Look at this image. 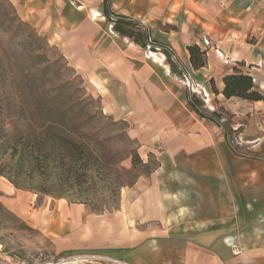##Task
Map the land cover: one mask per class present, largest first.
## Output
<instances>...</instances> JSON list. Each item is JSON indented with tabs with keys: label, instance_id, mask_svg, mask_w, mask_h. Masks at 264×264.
Returning a JSON list of instances; mask_svg holds the SVG:
<instances>
[{
	"label": "rangeland",
	"instance_id": "rangeland-1",
	"mask_svg": "<svg viewBox=\"0 0 264 264\" xmlns=\"http://www.w3.org/2000/svg\"><path fill=\"white\" fill-rule=\"evenodd\" d=\"M195 1L199 8H193L205 23L203 29L210 33L198 38L207 57L206 68L200 73L168 45H157L165 43L167 35L178 40L177 31L190 0L159 1L158 24L152 31L143 30L156 43L145 40L142 49L115 34L102 13L97 18L100 35L95 36L98 48L92 57L107 52L112 58L121 48L136 76L157 75L161 81L164 74L168 79L165 85L178 100L172 111L159 114L164 125L155 129L146 117L130 110L116 81L111 82L114 95L96 87L97 82L89 83L67 60L52 30L67 13L77 19L74 12L80 7L90 14L103 6L114 21L126 5L116 0H0V183L10 184L12 178L30 190H16L10 184L16 190L13 196L0 191V263L107 264L104 259L111 258L110 251L121 242L120 230L135 231L128 215L119 214L121 201H126L128 190L138 179L144 182L154 175L168 153L164 138L179 142L177 153H184L191 144L213 147L223 138L235 157L264 161V153L252 147L257 139L264 145V109L237 99H221L207 88L209 76L216 88L221 76L235 69L252 76L264 94V64L255 61L263 53L258 47L262 36L249 35L247 44L253 46L252 52L247 46H238L244 54L233 67L225 66L231 51L230 32H261L264 0ZM148 4L135 9L147 11ZM171 9H176L174 16L167 14ZM109 42L110 49L104 48ZM223 51L222 60L217 53ZM151 52L163 55L162 64L168 65L170 60L176 71L165 73L147 58ZM90 69L92 76H106L104 66L90 65ZM188 104H194L202 117ZM40 111L49 117H41ZM50 123L54 127L49 133L59 135L64 146L60 151L55 148L54 162L43 164L32 174L26 165L16 167L20 155L37 154L38 145L30 143L31 136ZM65 149L71 160L65 158ZM133 151L140 162L132 168L128 155ZM189 162L182 157L176 168L186 169ZM170 164L175 167L174 161ZM0 190H4L2 185Z\"/></svg>",
	"mask_w": 264,
	"mask_h": 264
},
{
	"label": "crops",
	"instance_id": "crops-1",
	"mask_svg": "<svg viewBox=\"0 0 264 264\" xmlns=\"http://www.w3.org/2000/svg\"><path fill=\"white\" fill-rule=\"evenodd\" d=\"M159 1L116 0L118 4L126 5L118 16L138 25L137 21H142L149 28L140 26L142 30L152 31L159 21ZM190 1L191 6L184 10L181 28L177 31L180 35L178 40L166 34L165 43H157L162 46L166 44L180 53L188 64L189 53L186 48L192 45L199 47L201 41L198 38L210 36L203 29L205 23L193 8H199V5L195 0ZM146 3H150L149 10L140 12L135 9ZM171 11L167 14L174 16L176 9ZM101 13L113 30L112 23L105 17L107 11L103 6L102 9L90 10V14L80 7L74 12L77 19L67 13L52 25L53 33L59 39L67 60L89 83L97 82L96 87L100 86L105 93L114 95L111 82L116 81L118 92L124 95L130 110L146 117L153 128L161 129L164 124L159 114L172 111L178 100L165 85H168V79L164 74L161 81L157 75L136 76L121 48L112 58L107 56V52L101 57H92L98 48L95 46V36L100 35L97 18ZM166 21L167 24L171 23ZM261 23L259 33L245 34L238 29L230 32L231 51L228 57L232 59L231 63L223 57L225 51L217 53L220 59L226 60L225 66L233 67L244 54L243 51L239 53L238 46L242 49L247 46V50L252 52L254 48L250 47L253 46L247 44L249 35L262 36L258 47L263 49V53L254 60L264 64V13ZM247 25L251 26V22ZM123 38L141 48L131 39ZM103 47L110 49V42ZM147 55L148 59L153 60L152 63L163 67L165 73L169 72V64L161 63L163 55L158 56L152 52ZM257 62L254 64L251 61L250 64L260 67ZM90 65L104 66L102 72L106 76L90 75ZM205 68L191 69L200 73ZM94 72H99V69ZM212 77L209 76L208 81ZM223 77L216 89L218 96L226 100L220 94ZM207 88L211 91L210 85ZM243 102L254 109H264V100ZM188 106L191 108L190 104ZM163 141L168 153L162 156L154 175L144 182L138 179L133 188L128 190L126 201H121L119 214L128 215V220L135 225V231L120 230L119 237L123 243L120 242L117 248L110 251L109 256L124 264H264V161H243L235 157L223 138L213 147H206L203 143L188 145L184 153H177L178 141L166 138ZM252 147L254 151L264 153L260 139L254 141ZM182 157L190 162L188 168L180 170L176 164ZM168 160L174 161L175 167ZM0 185L4 189L0 190L3 195L11 197L15 194L16 190L10 184L3 185L1 182ZM27 215L31 217V213ZM137 227L139 230H136Z\"/></svg>",
	"mask_w": 264,
	"mask_h": 264
},
{
	"label": "trees",
	"instance_id": "trees-1",
	"mask_svg": "<svg viewBox=\"0 0 264 264\" xmlns=\"http://www.w3.org/2000/svg\"><path fill=\"white\" fill-rule=\"evenodd\" d=\"M106 1L107 0H104V3ZM105 17L112 23V29L115 33H117L119 36L131 39L141 48L145 47V40H150L149 34H145V32H143L142 28L137 23L131 22L125 17L120 16H117L116 20L111 21L110 16L107 13H105ZM150 42L152 44L156 43L152 40H150ZM157 45L159 46V44ZM186 50L189 53V64L193 70H199L206 66L207 57L205 50H202L197 45L188 46ZM168 64L171 71L175 72L176 67L174 66V64L170 60H168ZM221 81L223 84V89L220 94H222V96L226 100L233 98L250 103L260 102L264 100V95L254 84L253 78L249 74H243L233 69V73L224 75ZM209 83L212 93L218 95V91L213 84V79H210ZM190 106L192 108V111L197 116L202 117L201 113L197 108H195L194 104H190ZM39 115L43 118L49 117L48 114L46 115L42 111L39 112ZM52 127L54 126L52 123H50L45 129H40L39 133L32 134L30 143L38 145V148L36 150L37 154L31 152V154L27 158H23V155H20L16 167L21 168L26 165L30 169V173L32 174L38 167L43 166V164L49 165L54 162L55 156L57 155L56 152H54L55 148L60 151L64 146L60 142V140L62 141V139L59 138V135L57 136L55 132L49 133V130H52ZM48 149H52V152L48 153ZM63 151L65 154V158L71 160L72 156H68L69 151L66 149ZM128 157L130 158L132 168L134 167L135 162H140L138 154L134 151L131 152ZM0 176H3L1 171ZM8 181L16 190L30 191L29 188L22 187V185L19 184L18 180L9 178Z\"/></svg>",
	"mask_w": 264,
	"mask_h": 264
},
{
	"label": "built area",
	"instance_id": "built-area-1",
	"mask_svg": "<svg viewBox=\"0 0 264 264\" xmlns=\"http://www.w3.org/2000/svg\"><path fill=\"white\" fill-rule=\"evenodd\" d=\"M104 260H105V263H107V264H124V263L121 262V261L114 260V259H111V258H109V259H104ZM0 264H2V263H0Z\"/></svg>",
	"mask_w": 264,
	"mask_h": 264
},
{
	"label": "bare ground",
	"instance_id": "bare-ground-1",
	"mask_svg": "<svg viewBox=\"0 0 264 264\" xmlns=\"http://www.w3.org/2000/svg\"><path fill=\"white\" fill-rule=\"evenodd\" d=\"M220 56H221V55H220ZM68 260H69V259H68ZM77 260H78V259H77ZM70 262H71V261H70ZM73 262H76V261H73ZM73 262H72V263H73Z\"/></svg>",
	"mask_w": 264,
	"mask_h": 264
},
{
	"label": "water",
	"instance_id": "water-1",
	"mask_svg": "<svg viewBox=\"0 0 264 264\" xmlns=\"http://www.w3.org/2000/svg\"><path fill=\"white\" fill-rule=\"evenodd\" d=\"M60 264H64V263H60Z\"/></svg>",
	"mask_w": 264,
	"mask_h": 264
}]
</instances>
